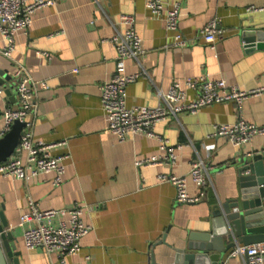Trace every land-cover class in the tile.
Returning <instances> with one entry per match:
<instances>
[{"label":"crops","instance_id":"1","mask_svg":"<svg viewBox=\"0 0 264 264\" xmlns=\"http://www.w3.org/2000/svg\"><path fill=\"white\" fill-rule=\"evenodd\" d=\"M35 15L27 32L15 38L13 59L48 89H40L34 136L37 141L62 143L52 151L65 160L63 184L53 186V175L32 178L28 184L0 175V210L5 208L8 232L19 240L20 264H60L42 249L28 251L24 232L33 223L19 225L32 201L40 210L87 207L83 215L92 231L83 239L79 254L67 264H158L172 263L173 249L182 248L192 234H206L213 220V207L237 197L238 163L245 154L264 146V135L235 147L228 139L215 136L216 125H232L239 120L264 128V92L249 97L240 106L234 102L213 104L197 114L169 116L155 128L158 137L177 151L175 165L143 168L138 159L161 156L165 152L155 137L136 135L123 143L106 133L107 117L101 106V86L118 71L117 51L111 39L127 28L122 15L136 19L135 31L143 40L145 54L125 63L124 73L142 76L127 87V106L164 107L160 94L187 79H225L243 91L264 89V48L258 33L264 32V0H166L168 6L181 5L180 33L188 42L176 49L175 33L163 19L147 8V0H53ZM217 20L222 38L212 50L200 31ZM249 35V36H247ZM247 37L253 42H247ZM0 35V48L5 46ZM0 70L10 77V107H19L15 65L0 55ZM188 90L187 101L197 98ZM4 106L0 101V112ZM4 118L0 115V130ZM203 161L208 167V185L200 189L189 179L193 204L176 203V188L161 182L160 176H187L191 164ZM166 238L165 245L162 241ZM164 255L170 256L165 260ZM201 264H210L203 261ZM221 264V263H220ZM224 264H245L229 258Z\"/></svg>","mask_w":264,"mask_h":264},{"label":"built area","instance_id":"2","mask_svg":"<svg viewBox=\"0 0 264 264\" xmlns=\"http://www.w3.org/2000/svg\"><path fill=\"white\" fill-rule=\"evenodd\" d=\"M55 4L53 0H0V35L5 46L0 48V55L15 65V89L19 107H10V100L5 89L0 86V101L4 106L3 128L0 130V139L8 134L14 123L19 121L25 124L19 145L12 157L0 164V175L4 178H16L24 183L42 175H53L52 184L55 187L63 184L65 174V160L67 157L57 158L52 151L62 143H46L37 141L34 136V117L37 113L38 92L48 89L45 82L36 81L27 69L13 59L15 38L20 32H27L33 25L35 15L45 7ZM147 8L156 17L163 19L168 31L175 33L176 49H185L188 42L180 33L181 5L174 3L168 6L166 0H147ZM264 11L261 8L250 7L248 12ZM120 24L127 30L111 39L117 51L118 71L113 79L101 86V106L107 117L106 133L117 136L123 143L136 135L155 137L161 143L165 152L161 156L138 159L137 167L150 168L164 164L175 165L178 159L177 147L169 141L158 137L155 128L159 123L166 121L169 116H176L182 112L197 114L202 108L213 104L234 102L238 106L249 97L259 96L264 89L243 91L227 83L225 79L211 80L208 78L187 79L184 85L175 83L170 91L160 98L166 103L164 107H128L127 87L137 81L142 73L126 75L125 63L130 59L138 60L145 54L143 40L135 31L136 19L132 15H122ZM217 20L208 23L199 33V37L212 49L217 50V43L223 32L219 29ZM196 90L197 98L187 101V91ZM264 135V128L244 120L232 125H216L215 136L228 139L235 147L251 142L256 136ZM161 182L171 183L176 188V203L193 204L202 199L191 198L188 193L189 179L200 189L208 185V167L203 163L191 164L189 177L187 176H160ZM87 207L80 203L71 208L40 210L32 201L29 211L20 217L19 225L33 223L34 226L24 232L23 239L28 251L42 249L51 257L57 255L60 264H67V258L80 253L83 239L92 231V226L85 223L83 215ZM229 258H240L245 264H264V243L250 246L237 245Z\"/></svg>","mask_w":264,"mask_h":264},{"label":"water","instance_id":"3","mask_svg":"<svg viewBox=\"0 0 264 264\" xmlns=\"http://www.w3.org/2000/svg\"><path fill=\"white\" fill-rule=\"evenodd\" d=\"M264 42V32L257 34ZM249 36V35H247ZM247 42L253 38L247 37ZM264 48V43L259 45ZM0 70V86L11 96ZM3 113L0 112V115ZM24 123L16 121L11 131L0 139V164L7 162L19 145ZM237 197L213 207L212 226L206 234H192L184 247L173 249L172 263L166 264H224L237 245L250 246L264 243V146L255 153L245 154L238 163ZM5 208L0 210V264H20L19 240L8 232ZM165 245L166 238L162 241ZM170 256L164 255V259ZM153 264H158L153 257Z\"/></svg>","mask_w":264,"mask_h":264}]
</instances>
